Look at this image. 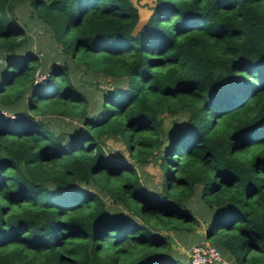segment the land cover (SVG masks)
<instances>
[{
  "label": "trees",
  "instance_id": "trees-1",
  "mask_svg": "<svg viewBox=\"0 0 264 264\" xmlns=\"http://www.w3.org/2000/svg\"><path fill=\"white\" fill-rule=\"evenodd\" d=\"M19 1L0 0V264H190L162 233L200 225L264 264V0H153L144 20L132 0H28L65 59L42 81ZM73 62L110 80L93 112Z\"/></svg>",
  "mask_w": 264,
  "mask_h": 264
},
{
  "label": "rangeland",
  "instance_id": "rangeland-1",
  "mask_svg": "<svg viewBox=\"0 0 264 264\" xmlns=\"http://www.w3.org/2000/svg\"><path fill=\"white\" fill-rule=\"evenodd\" d=\"M132 2L138 7L140 18L142 20H144L151 13L153 0H132ZM14 13L18 23L26 30L28 39L27 45L34 49V51H36L41 57V64L36 71L38 76L43 72L45 73L50 60H65L63 55L59 54L60 52L54 44L51 33L48 31V27L38 17H36L28 0H21L17 2L14 7ZM66 59H68V57H66ZM71 77L75 85L82 89L87 95L89 99V111H95L100 103L99 94L108 86L110 80L108 81V79L100 73L84 70V68L76 62L71 63ZM49 120L50 125L57 131L58 129L61 131L68 130L67 128L74 123L77 124L72 126L74 129L81 126L80 123L78 124L77 119H70L59 115H52L49 117ZM168 120L169 119L165 117L164 122L167 123ZM106 142L110 147L123 151L126 156L128 155L127 149L121 140L115 137H109ZM140 176L142 179L151 180L154 184H156V186H159L160 168L155 164L147 163L140 169ZM88 186L93 187L90 184ZM99 193L105 201V204L109 207V210L115 212L116 210L122 209V211L126 214V210L121 204L112 202L105 193ZM200 205L201 202L198 199L197 187L194 194L189 199L188 206L195 212L197 217L203 221L211 215L201 209L202 207H200ZM203 227L204 226L200 225L197 226L196 230L194 229L190 232H183L179 235H173L171 232H163L162 234L169 236L172 247L174 248L178 258L183 262L189 263V252L191 246L197 242L204 241V237L202 236ZM171 237H173L174 241L171 240ZM207 240L212 242V238H207Z\"/></svg>",
  "mask_w": 264,
  "mask_h": 264
},
{
  "label": "built area",
  "instance_id": "built-area-1",
  "mask_svg": "<svg viewBox=\"0 0 264 264\" xmlns=\"http://www.w3.org/2000/svg\"><path fill=\"white\" fill-rule=\"evenodd\" d=\"M0 61L2 58L0 57ZM37 71V70H36ZM35 71V78L37 81L45 79L47 72H43L38 76ZM5 115H8L6 110L1 109ZM190 264H234L230 260L223 257L221 250L213 243L209 241H202L193 244L189 252Z\"/></svg>",
  "mask_w": 264,
  "mask_h": 264
},
{
  "label": "crops",
  "instance_id": "crops-1",
  "mask_svg": "<svg viewBox=\"0 0 264 264\" xmlns=\"http://www.w3.org/2000/svg\"><path fill=\"white\" fill-rule=\"evenodd\" d=\"M205 212H207V214H209V215H212L210 210L205 209ZM202 226H204V225H202ZM203 237H204V236H203ZM203 240H207V239H205V237H204Z\"/></svg>",
  "mask_w": 264,
  "mask_h": 264
},
{
  "label": "water",
  "instance_id": "water-1",
  "mask_svg": "<svg viewBox=\"0 0 264 264\" xmlns=\"http://www.w3.org/2000/svg\"><path fill=\"white\" fill-rule=\"evenodd\" d=\"M164 235H166V234H164ZM171 240H173V237H171ZM174 241V240H173Z\"/></svg>",
  "mask_w": 264,
  "mask_h": 264
},
{
  "label": "clouds",
  "instance_id": "clouds-1",
  "mask_svg": "<svg viewBox=\"0 0 264 264\" xmlns=\"http://www.w3.org/2000/svg\"><path fill=\"white\" fill-rule=\"evenodd\" d=\"M204 241H208V240H204Z\"/></svg>",
  "mask_w": 264,
  "mask_h": 264
}]
</instances>
